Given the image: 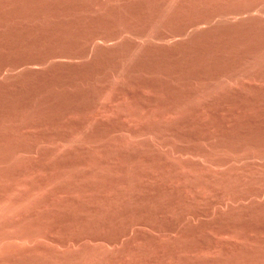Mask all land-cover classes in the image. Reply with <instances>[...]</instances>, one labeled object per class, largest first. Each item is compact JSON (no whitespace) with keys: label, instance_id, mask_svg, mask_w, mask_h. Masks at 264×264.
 Segmentation results:
<instances>
[{"label":"rangeland","instance_id":"obj_1","mask_svg":"<svg viewBox=\"0 0 264 264\" xmlns=\"http://www.w3.org/2000/svg\"><path fill=\"white\" fill-rule=\"evenodd\" d=\"M0 264H264V0H0Z\"/></svg>","mask_w":264,"mask_h":264}]
</instances>
